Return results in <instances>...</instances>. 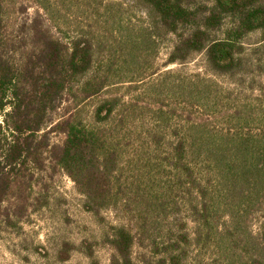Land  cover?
Here are the masks:
<instances>
[{"label":"trees","instance_id":"16d2710c","mask_svg":"<svg viewBox=\"0 0 264 264\" xmlns=\"http://www.w3.org/2000/svg\"><path fill=\"white\" fill-rule=\"evenodd\" d=\"M138 2L148 25L115 0H0V211L62 173L123 215L111 264H264V0ZM199 55L205 75L172 68Z\"/></svg>","mask_w":264,"mask_h":264},{"label":"rangeland","instance_id":"374dc122","mask_svg":"<svg viewBox=\"0 0 264 264\" xmlns=\"http://www.w3.org/2000/svg\"><path fill=\"white\" fill-rule=\"evenodd\" d=\"M115 1L123 4L121 11L125 18L135 24L148 25L147 10L138 0ZM29 14L34 16L35 10L31 9ZM260 37V34L251 36L247 45H255ZM172 47V38L161 41L158 65L164 64ZM172 68L191 74H206L203 55L196 56L185 66ZM262 81L264 84V77ZM53 138L57 142L62 140V136L54 135ZM39 191L45 200L36 202L27 212H18L22 218L12 216L13 223L7 222L5 212L0 211V264H111L113 250L106 244L105 238L111 231L110 227L122 221L123 215L119 210H107L102 220H97L83 210V197L74 182L62 173L49 177ZM253 229H258L257 220L253 221ZM87 247L93 250V258L87 254ZM63 253L67 257H63ZM135 253L139 258L143 251L136 248ZM188 264L204 263L192 255Z\"/></svg>","mask_w":264,"mask_h":264}]
</instances>
